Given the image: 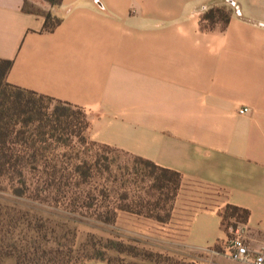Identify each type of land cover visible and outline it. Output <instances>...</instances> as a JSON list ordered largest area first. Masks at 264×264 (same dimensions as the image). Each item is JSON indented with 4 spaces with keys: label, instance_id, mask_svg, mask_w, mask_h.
I'll return each mask as SVG.
<instances>
[{
    "label": "crops",
    "instance_id": "obj_1",
    "mask_svg": "<svg viewBox=\"0 0 264 264\" xmlns=\"http://www.w3.org/2000/svg\"><path fill=\"white\" fill-rule=\"evenodd\" d=\"M223 6L228 23L203 21ZM49 10L62 19L54 30L25 0H0L7 82L81 109L96 144L180 173L170 218L146 223L187 261L252 264L226 247L235 224L251 251L264 250V0H63ZM230 206L248 220L229 225Z\"/></svg>",
    "mask_w": 264,
    "mask_h": 264
},
{
    "label": "rangeland",
    "instance_id": "obj_2",
    "mask_svg": "<svg viewBox=\"0 0 264 264\" xmlns=\"http://www.w3.org/2000/svg\"><path fill=\"white\" fill-rule=\"evenodd\" d=\"M48 6L45 0H25V9L30 12L45 15ZM56 20L52 18L50 26ZM39 105L43 106L46 119L27 127L29 141L27 144L20 141L15 147L26 151V157L41 167L64 166L71 173L80 162L88 161L93 168L90 167L85 184L67 174L68 178L59 177L57 185L43 193L39 192L43 190L40 174H31L27 185L0 177V206L5 210L9 228L5 232L7 242L36 243L44 248L64 246L66 257L60 261L42 252L35 263L29 264H111L110 258H115L116 264H194L186 260L189 256L183 248L164 243L160 238L162 230L148 227L147 217L119 210L129 206L149 212L154 209V202L160 201L155 212L166 215L162 209L169 203L153 188V178L144 176L151 169L133 157L108 150L91 140L83 142L77 134L82 126L78 122V109L66 112L60 109L72 125L70 129L65 125L63 130L54 131L56 124L51 120H55V109L62 106L46 100ZM115 209L118 210L116 221L106 222V213ZM17 221L20 227L16 230ZM110 242L118 244L120 251L109 250ZM129 246L133 255H128L125 249ZM3 264H16V259L8 257Z\"/></svg>",
    "mask_w": 264,
    "mask_h": 264
},
{
    "label": "trees",
    "instance_id": "obj_3",
    "mask_svg": "<svg viewBox=\"0 0 264 264\" xmlns=\"http://www.w3.org/2000/svg\"><path fill=\"white\" fill-rule=\"evenodd\" d=\"M45 1L49 3L51 8L58 7L63 2V0ZM44 17L46 19L45 28L47 30H54L62 22V19L55 16L51 10H49L48 13L44 15ZM230 17L231 12L228 11L226 7H213L206 10L203 16V21H206L210 23L211 26H214V24L217 22H222L224 24L228 23ZM52 18H56L57 20L53 25L50 26V20ZM12 66L13 61L0 59V177H8L13 180L16 179L20 183L27 185L26 181L29 179L31 174H37V176L40 174L42 177V183H39L40 186L43 187V190L39 189L40 193L51 191L53 186L57 185L56 179L58 180L59 177L66 179L68 178L66 177L67 174L74 176L76 180L85 181V184L88 182L90 177V167L93 168V166L88 161L80 162L81 164H78L74 170H71L70 173V168H66L64 166H38L35 164V161H31L26 157V155H28L26 151L15 147V145H17L20 141L25 142L26 144L29 141V137L27 136V127H29L33 122H41L46 119L47 115L43 113V106L39 105V102L46 100L51 103H58L62 106V108L58 107L55 109V120H51L52 123L56 124V126L53 125V130L55 129L54 131L63 130L65 125L69 126V129L71 128L72 122L69 121V118L67 117L68 115L61 113L60 109L65 110L62 112H66L69 109L76 107L69 103L39 95L36 92L8 83L7 76L12 69ZM76 109L79 110L78 122H80V125H82L79 133L77 134L81 137L82 141L86 143L89 141L87 136L89 122L87 120L86 114L81 109ZM93 143L96 144L95 142ZM103 147L108 150H114L107 146ZM33 157L36 159L37 155L34 154ZM135 159L138 162L143 163L147 168L151 169V171L144 176L153 178V188L159 191L162 195L161 197L166 199L167 203H169V205L167 204V206H164L162 209L166 215L162 216V214L155 212V210L160 206V201L154 202V205L149 203V206H154V209L149 210V212L135 210L129 206L120 207L119 210L145 216L150 219H155L159 222H165L171 216L172 205L181 185V174L170 169L162 168L150 161L141 158ZM94 164H97V160L94 162ZM79 187H82V184H80ZM141 206H143V204ZM106 215L108 217L106 222L113 223L117 219L118 210L115 209L113 211H109L106 213ZM248 217L249 212L247 210L230 206L228 207V212L224 216V220L229 221L228 223L231 225L230 220L228 219L234 218L236 221L244 223L248 220ZM19 227V222H15L14 229L17 230ZM233 227L236 228V225L233 224ZM6 229L9 228L5 223V210L0 206V264H3L4 259L8 257H14L16 259V264L35 263L36 258L42 252L52 254L59 261L66 257V254L63 251L64 246L61 244L51 248L37 246L36 243H32L31 245L23 243L19 244L17 240L15 241L16 243L10 244L7 242L5 237ZM108 249H117L120 251L118 244H115L114 242H110ZM125 249L127 250L128 255H133L134 252L130 246ZM110 262L111 264H116L117 260L115 258H110Z\"/></svg>",
    "mask_w": 264,
    "mask_h": 264
},
{
    "label": "built area",
    "instance_id": "obj_4",
    "mask_svg": "<svg viewBox=\"0 0 264 264\" xmlns=\"http://www.w3.org/2000/svg\"><path fill=\"white\" fill-rule=\"evenodd\" d=\"M249 111L248 107H244L239 110V113L246 114ZM226 253L235 261L264 264V250L261 252L251 251L246 244L244 229L240 226L232 228V236L228 240Z\"/></svg>",
    "mask_w": 264,
    "mask_h": 264
}]
</instances>
